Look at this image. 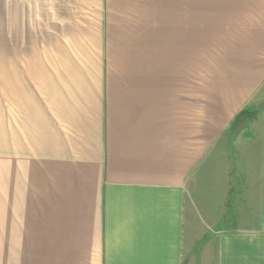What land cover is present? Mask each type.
<instances>
[{"label":"crops","instance_id":"0c3cea01","mask_svg":"<svg viewBox=\"0 0 264 264\" xmlns=\"http://www.w3.org/2000/svg\"><path fill=\"white\" fill-rule=\"evenodd\" d=\"M263 105L264 0H0V234L37 264H264Z\"/></svg>","mask_w":264,"mask_h":264},{"label":"rangeland","instance_id":"374dc122","mask_svg":"<svg viewBox=\"0 0 264 264\" xmlns=\"http://www.w3.org/2000/svg\"><path fill=\"white\" fill-rule=\"evenodd\" d=\"M263 108L264 105L260 109ZM256 122L264 123L263 120H258ZM250 182H256L258 183V185L253 187L247 184V180H239V186L234 187V191L236 193L234 194V191H229V195L225 199V211H231L234 203L236 202L246 204L249 198L248 194L256 193L258 189L259 193L257 192V194H259V197L258 195L254 194L255 200L258 201V198L259 200H261L262 197L260 194V189L262 190L263 187H260V184L262 183V179ZM243 214V212H240L241 217L243 216ZM249 214L255 217V213L250 212ZM20 240H22V238H20V236H14V234L11 237H9L7 234H0V264H37V262H41L39 260L37 252L38 245H26ZM33 255H36L38 258L35 259V256ZM46 258L47 256L45 257V259ZM52 264H56L55 256L52 258Z\"/></svg>","mask_w":264,"mask_h":264},{"label":"trees","instance_id":"16d2710c","mask_svg":"<svg viewBox=\"0 0 264 264\" xmlns=\"http://www.w3.org/2000/svg\"><path fill=\"white\" fill-rule=\"evenodd\" d=\"M256 109L252 107H246L237 112L231 122V131L235 129L238 125H241L249 120H252L256 116Z\"/></svg>","mask_w":264,"mask_h":264}]
</instances>
